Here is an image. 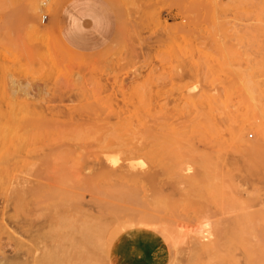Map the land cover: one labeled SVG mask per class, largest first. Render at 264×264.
I'll list each match as a JSON object with an SVG mask.
<instances>
[{"label":"rangeland","instance_id":"374dc122","mask_svg":"<svg viewBox=\"0 0 264 264\" xmlns=\"http://www.w3.org/2000/svg\"><path fill=\"white\" fill-rule=\"evenodd\" d=\"M77 1L0 0V258L264 264V0H96L91 51ZM103 153L154 184L98 177Z\"/></svg>","mask_w":264,"mask_h":264},{"label":"bare ground","instance_id":"6f19581e","mask_svg":"<svg viewBox=\"0 0 264 264\" xmlns=\"http://www.w3.org/2000/svg\"><path fill=\"white\" fill-rule=\"evenodd\" d=\"M35 5H36V3H34ZM169 31V29L166 27L165 29H164V32L165 33H167ZM72 67V66H71ZM82 67V66H81ZM83 69V68H82ZM67 120H69V122L71 123V121H70V119H67ZM67 122V121H66ZM68 122V123H69ZM69 123V124H70ZM148 123H146V125H147ZM114 126V125H113ZM115 127V126H114ZM137 127H139V126H137ZM141 127H143V128H145L146 126L144 125V124H142L141 125ZM136 129V128H135ZM138 129V128H137ZM145 130V129H144ZM222 138V137H221ZM107 154V153H106ZM108 155V156H107ZM107 155H105L104 153H103V157H104V162H102L101 164H100V166H98V165H94L93 164V167L94 166H97V167H100V170H99V172L98 173H96V175L98 176V177H101V178H103V179H105V180H109V181H114V182H117V185L118 186H124V187H130V186H138V185H142L143 183H149V184H154V182H155V175H146L147 173H145V172H141V170H138L136 167H137V165L136 164H134L133 163V161L132 160H129L128 162H127V164L125 165V166H123V167H120V166H118L119 168H117L118 170H114V171H111L112 169H113V166H114V164L116 163V161L114 160V162L109 158V154H107ZM111 157V156H110ZM112 159H113V157H111ZM98 159V158H97ZM127 161V160H126ZM141 162V161H140ZM99 163H100V161H99ZM124 163V162H123ZM109 167V168H108ZM111 167H112V169H111ZM141 167V166H140ZM143 167V166H142ZM95 168V167H94ZM107 168H108V170H107ZM91 169H93V168H91ZM90 169V170H91ZM95 169H97V168H95ZM109 169H111L110 171H109ZM114 169H116V167H114ZM95 173V170L93 171V173L92 174H94ZM91 174V173H90ZM94 176H95V174H94ZM74 199V198H73ZM66 200V199H65ZM68 201V200H67ZM71 202V201H70ZM63 203H65V201L63 202ZM66 204H67V202H66ZM72 204V203H71ZM64 205V204H63ZM61 206H62V204H61ZM60 207V206H59ZM53 208H55V207H53ZM80 217H81V215H80ZM71 218V217H70ZM55 219V218H54ZM53 219V220H54ZM61 220H63L62 218H60ZM57 220V219H56ZM60 220V221H61ZM74 221V220H73ZM63 222V221H62ZM76 222V221H75ZM38 222H34V221H29V222H24V223H19L18 225H17V227H18V230L17 231H19L20 233H21V235H23V236H25V235H29L28 237H30L39 227H41V225H40V223H39V225L37 224ZM64 223H68V222H63V223H61V222H59V224H61V225H63ZM99 223V222H98ZM72 224V223H71ZM75 224V223H74ZM77 224H78V222H77ZM66 225V224H65ZM68 225V224H67ZM80 225V224H79ZM97 225H99V224H97ZM2 226V229H4V230H6V231H9L7 228L8 227H6L5 225H1ZM95 226V225H94ZM101 226V225H100ZM99 226V227H100ZM16 227V228H17ZM50 227L52 228H54V225L53 226H51L50 225ZM58 227V226H57ZM65 227V231H66V229H68V228H66V227H68V226H64ZM64 227H62V228H64ZM80 227H81V225H80ZM10 228V227H9ZM62 228H60L61 229V231H63L64 233L63 234H65V231L62 229ZM95 228V227H94ZM72 229H75V228H72ZM78 229H79V227H78ZM90 229V228H89ZM92 229V228H91ZM100 229V228H99ZM102 229V228H101ZM58 230V229H57ZM84 230H86L87 232H88V229H84ZM96 230V229H95ZM51 231V230H50ZM53 231H55V230H53ZM70 231H71V229H70ZM74 231V230H73ZM77 231V230H76ZM83 231V230H82ZM67 232V231H66ZM81 231H79V233H80ZM98 232V231H97ZM62 233V232H61ZM70 233H72V232H70ZM74 233V232H73ZM83 233H85V232H83ZM95 233H96V231H95ZM99 233V232H98ZM10 234L12 235V233L10 232ZM14 234V233H13ZM54 234V233H53ZM53 234H51V235H53ZM81 234V233H80ZM94 234V233H93ZM50 235V236H51ZM55 235V234H54ZM62 235V234H61ZM72 235V234H71ZM74 235H75V233H74ZM74 235H72L73 237H74ZM88 233H86L85 234V236H83L82 234H81V237L83 236V239L86 237V238H88ZM69 236V235H68ZM79 236V235H78ZM31 237H33V236H31ZM70 237V236H69ZM59 238V237H58ZM67 238V237H66ZM16 241H17V243H18V245H19V253H16L14 256H16V257H20V256H23L24 254H26V250H29L30 249V247H29V249L27 248V249H25L24 250V248L26 247L25 246V244H23L22 242H23V240L21 241V239H19V237H15L14 238ZM60 239V238H59ZM75 239H76V237H75ZM14 240V241H15ZM74 240V239H73ZM78 240V239H77ZM61 241V240H60ZM84 241V240H83ZM69 242H71V241H69ZM69 242H67L68 244H69ZM75 242H77V241H75ZM79 243H80V241H78ZM62 243V242H61ZM56 244H58V243H56ZM84 244V243H83ZM86 244V243H85ZM73 245V244H72ZM76 244H74V246H75ZM67 247H68V245H66ZM56 247V246H55ZM84 247V246H83ZM88 247V246H87ZM51 247H49L48 249H50ZM59 248V247H58ZM69 248V247H68ZM98 248V247H97ZM48 249H47V251H48ZM57 249V248H56ZM60 250H61V247L59 248ZM70 249H71V247H70ZM52 250H53V247H52ZM17 251V252H18ZM24 251H25V253H24ZM51 251V250H50ZM58 252H60V251H58ZM50 253H52V252H50ZM53 253H55V252H53ZM52 253V254H53ZM48 254V253H47ZM46 253H45V255H47ZM51 254V255H52ZM44 255V254H43ZM54 255H57V254H54ZM50 256V255H49ZM46 257V256H45ZM64 257V256H63ZM47 258H49V257H46V260L48 261V259ZM50 258H52L51 256H50ZM53 258H54V256H53ZM60 258V257H59ZM7 259H9L8 257H7ZM7 259L5 258V256H1V258H0V264H6V261H7ZM19 259V258H18ZM57 259V258H56ZM61 259V258H60ZM65 259V258H64ZM78 260V259H77ZM45 262V261H44ZM52 262V261H51ZM58 261H56V263H57ZM60 262H61V260H60ZM67 263H68V261H66ZM88 262V261H87ZM96 262V261H95ZM94 262V263H95ZM35 263L36 264H38L37 262H36V260H35ZM80 263V261L78 262V264ZM93 263V262H92ZM8 264V263H7ZM45 264V263H44ZM47 264V263H46ZM50 264H52V263H50ZM81 264V263H80ZM83 264V263H82Z\"/></svg>","mask_w":264,"mask_h":264},{"label":"crops","instance_id":"0c3cea01","mask_svg":"<svg viewBox=\"0 0 264 264\" xmlns=\"http://www.w3.org/2000/svg\"><path fill=\"white\" fill-rule=\"evenodd\" d=\"M96 0H80L72 3L64 13V33L69 44L81 51H91L103 44L102 34L107 12ZM108 22V21H107Z\"/></svg>","mask_w":264,"mask_h":264}]
</instances>
